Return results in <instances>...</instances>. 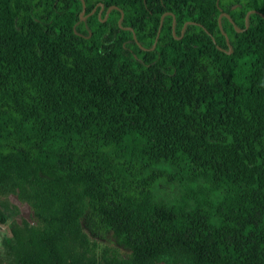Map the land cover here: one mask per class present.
<instances>
[{
  "label": "trees",
  "instance_id": "16d2710c",
  "mask_svg": "<svg viewBox=\"0 0 264 264\" xmlns=\"http://www.w3.org/2000/svg\"><path fill=\"white\" fill-rule=\"evenodd\" d=\"M0 192L16 264H264V0H0Z\"/></svg>",
  "mask_w": 264,
  "mask_h": 264
},
{
  "label": "rangeland",
  "instance_id": "374dc122",
  "mask_svg": "<svg viewBox=\"0 0 264 264\" xmlns=\"http://www.w3.org/2000/svg\"><path fill=\"white\" fill-rule=\"evenodd\" d=\"M0 264H16L18 248L12 228L26 233L30 226L35 225L31 219V211L27 203L18 200L15 195L0 192ZM89 247L81 246L77 241L66 239L59 245L66 264H117L113 256L125 257L124 250L118 247L109 237L90 238ZM163 260L157 264H188L190 258L178 253L170 256L164 252ZM109 261V262H108Z\"/></svg>",
  "mask_w": 264,
  "mask_h": 264
},
{
  "label": "water",
  "instance_id": "95a60500",
  "mask_svg": "<svg viewBox=\"0 0 264 264\" xmlns=\"http://www.w3.org/2000/svg\"><path fill=\"white\" fill-rule=\"evenodd\" d=\"M216 2H217V0H216ZM84 9H85V6H84V4H83V6H82V10H81V12H80V18H82V19L85 17V15H83ZM247 14H248V12L245 14V17H244V21H245V22H246ZM220 16H221V14L218 16V22H219V18H220ZM120 18H121V17H120ZM120 18L118 19V22H119ZM158 31H159V28H158V30H157V34H158ZM226 42H227V44H228V40H227V38H226Z\"/></svg>",
  "mask_w": 264,
  "mask_h": 264
}]
</instances>
